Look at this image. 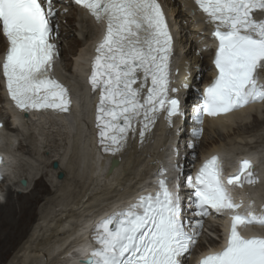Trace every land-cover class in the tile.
Wrapping results in <instances>:
<instances>
[{
	"label": "snow or ice",
	"instance_id": "obj_1",
	"mask_svg": "<svg viewBox=\"0 0 264 264\" xmlns=\"http://www.w3.org/2000/svg\"><path fill=\"white\" fill-rule=\"evenodd\" d=\"M105 24L97 45L89 84L99 92L95 128L102 154L121 153L130 138L143 142L159 115L171 128L183 115L172 87L173 36L157 0H72ZM218 41L214 81L203 94L195 121L264 102V0H194ZM259 16V18H257ZM55 0H0V35L7 42L2 73L6 89L21 113L59 115L71 111L68 89L53 77L59 53ZM187 87V85H185ZM200 130H193L198 138ZM188 147H192L191 144ZM3 161L0 160V166ZM157 191L141 194L127 208L99 220L90 237L86 264H183L195 244L203 219L229 214L225 246L200 264H264V237H246L241 229L264 227V214L233 201L225 187L221 162L213 156L188 179L191 220L183 215L179 186L170 189L161 170ZM254 185L252 166L242 161L227 178L231 187Z\"/></svg>",
	"mask_w": 264,
	"mask_h": 264
},
{
	"label": "bare ground",
	"instance_id": "obj_2",
	"mask_svg": "<svg viewBox=\"0 0 264 264\" xmlns=\"http://www.w3.org/2000/svg\"><path fill=\"white\" fill-rule=\"evenodd\" d=\"M59 1L55 0V3L57 4ZM166 1L170 8L177 4L182 6L180 10H177V26L175 24L177 32L175 58L180 62V66H178L179 76L184 81L183 78L187 75L186 78L190 82L192 80L193 84H188L186 87L185 93L188 95L183 100L182 115V118L186 115L185 124L191 130L192 127H195L194 115L191 114V117H188L187 112L191 111L190 108H192V111L195 109L196 100H194V97L198 95L196 90L200 89L195 85L198 84L197 81L200 79L199 75L202 71H205L202 76V84L211 82L212 76L210 73L213 54H211V59L207 63L204 57L209 55L208 53L212 48L213 39L210 32L213 25L206 21L204 15L198 11L191 0ZM55 8L57 11L56 22L59 24L57 45L61 44L60 42H64L69 51L67 52L72 53L74 47L78 44V39L82 41L75 54L69 58L70 64L62 65L63 58L61 54L64 51L62 52L59 49V62L56 64V72L58 77L70 84L75 92L81 93L83 62L90 46L98 41L102 31L98 24L84 17V13L78 9L71 7L67 9L63 2L57 4ZM66 9L67 15L62 14L61 12H66ZM191 11L193 12L191 13ZM172 12L173 10L170 11V14ZM72 19L74 20L73 30L67 25L68 20ZM69 36L72 38H69ZM75 37H78V39L76 40ZM185 44L189 45L190 48L183 54L180 48ZM5 49V43L0 35V54H3ZM190 54L193 57V66L189 61L188 56ZM260 83H264V75ZM1 89L0 82V104L6 101V96ZM84 95V99L81 100L82 102L79 101V104L88 102V94ZM261 104L263 102L252 103L248 108L240 112L204 121L203 129L207 128L213 131L215 136L218 137L219 143L216 145L214 141H211V146L201 153V161L216 153L221 158L226 157V163L230 164L242 156L249 157L252 149L264 147L263 144L253 147L254 144L246 140L250 132L245 129L249 125L248 116L253 115L252 113L257 111ZM5 106L7 107L8 103ZM79 110L78 121L76 118L71 120L70 116L35 115L34 120L36 121H27L28 126L26 122L23 123L22 120L17 118V126L12 124L13 126L11 127L5 123V130L0 131V153L3 156L5 155L6 159L12 164L6 168L10 174L6 181L10 180L11 183L12 179L14 180L13 183L18 179H25V176L20 173L21 162L24 165L23 159L20 160L22 156L20 157V155L14 153V150H12L14 148L9 145L13 139L17 140L15 137L17 133L21 136H27L31 140L32 148L34 147L33 152L36 153H39L37 147L39 143L44 141V134H46L44 130L47 127L48 130L54 129L58 132L61 130L66 135L69 145H71V152L67 158L66 165L63 164L67 155L66 152L63 153V158L57 155L47 160L48 163L50 162V169L52 161H59L58 169L55 171L51 169L53 176L57 172H64L65 176L59 181H54L52 185L56 188V192L52 197L44 199V204L40 208L41 210L39 209L40 212L39 215L37 214V218L34 219V207L42 200L39 195L45 193L44 185L38 181L42 175L37 179L33 190L28 193H26L29 189L28 186L26 190L24 187L17 186L19 191L15 192V196L11 190L7 191V198L4 204H0V263L8 255L12 254L8 264H76L77 255H81L82 251L84 252L87 249V246L82 245L83 234L97 218L104 216L109 209L116 208L122 202L134 198L144 187L146 180L156 178L161 170L164 171L165 168H170V166L164 165L165 163H162V161L172 162V164L177 166V170L182 172L187 170L185 166L192 161L190 157L191 149L196 148L198 143L203 145L202 142L196 141L190 130L182 135L177 134V136L173 132H168L164 146L167 148L166 152L170 151L172 156L169 153L170 155L167 154L168 157L164 158L166 154L159 151L153 136L148 137L142 145H138L134 141L128 152L123 156L122 166L117 167L113 173L102 175V171L94 172V165L99 162V159L95 151L89 148V132L86 128L87 114L84 112L85 110L87 111V107L85 108L82 105ZM92 116L93 114L91 118ZM253 116L255 127L263 128L264 121L257 118L256 115ZM0 119L3 120V117L0 116ZM174 125L177 126L178 122L176 121L175 124L174 121ZM5 133L7 135L4 138ZM31 133H34V135L32 134L33 136H31ZM35 135L37 136L35 137ZM204 136L203 134L202 139ZM231 136L233 138L229 140ZM221 139H228L229 141L227 140V143L222 144ZM174 140L178 142L176 146ZM187 144H191L192 148L190 149ZM238 146H242L243 149L240 151L235 150ZM39 158L41 159V157ZM201 161L197 160L196 165ZM27 165L26 169L29 173L34 172L38 168L36 163L30 162V159H28ZM262 166L264 167V164ZM262 166V169L257 173L258 176H264V168ZM174 171L172 170V173ZM262 178L261 190L263 191L264 177ZM94 186L96 188L91 189ZM90 192L91 196H89ZM188 207L190 206L185 208ZM219 217L220 215H215L216 219H219ZM207 242L209 245L216 244L210 239ZM204 248V243L201 240L198 241L197 249L199 253ZM197 253L196 251L194 252L195 255Z\"/></svg>",
	"mask_w": 264,
	"mask_h": 264
},
{
	"label": "rangeland",
	"instance_id": "obj_3",
	"mask_svg": "<svg viewBox=\"0 0 264 264\" xmlns=\"http://www.w3.org/2000/svg\"><path fill=\"white\" fill-rule=\"evenodd\" d=\"M161 1H163L164 3L166 2L165 4H167L166 0H161ZM180 9L181 8H179L178 10H180ZM63 14L65 15V13H63ZM73 23H74L73 19L72 20H68V23H67L68 27L71 28L72 30H73ZM69 38H72V37L69 36ZM75 38H76V40L78 39V37H75ZM79 40L80 39H78V44L74 47V50H73L72 53H68L69 51H68L67 45L64 42L63 43L60 42L61 44H59V49L62 50V52L64 51V53L61 54L62 55L61 57L63 59H65V60L62 59V65L70 64L69 58H71L75 54L76 50L81 46V42L82 41L81 40L79 41ZM189 48H190L189 45L185 44L184 46H181L180 50L184 54L185 52H187L189 50ZM208 54H209L208 56L204 57L206 63L210 60L209 59L211 57L210 51H209ZM188 57H189L190 64L192 63V66H193V57L191 56V54ZM190 59H192V60H190ZM204 74H205V71H202V73L199 75L200 79H198V81H197L198 84L196 83L197 85H195V86L199 87V85L202 84L201 83L203 81L202 80V78H203L202 76ZM189 84L193 85L192 84V80H191V82L189 81ZM252 114L256 115L257 118H259L260 120L264 121V103L261 104L260 107L257 109V111H255ZM1 116L4 119V115H1ZM248 117H249L248 118L249 125H247V127L248 126L249 127L248 128L245 127V129H247V131L250 132V134L248 136V139H246V140H248L252 144H254L253 147H256L259 144H263L264 145V127L263 128L255 127V124L253 122L254 116L250 115ZM44 131H45L44 133H46V134H44L45 135L44 139L42 138L44 140V141H42V143L45 144L44 145L45 148L43 149L42 145L40 147V144H42V143H39L38 144L39 146L37 147V150L39 151V153L38 152L37 153L33 152L34 151V147L32 148V144L30 143L31 140H29L27 136H21L18 133L15 135L16 139L18 140V145L14 149H12V150H14V153L20 155V157L22 156L20 158V160L23 159L22 160L23 164L26 165V166L22 165V162L20 164L21 167H22L20 169L21 175L25 176V179H28L27 183H28L29 189H28L27 192L25 191L26 193H28L29 191L33 190L35 184L37 183V179L39 178L40 174H42V177L40 179H38V181L42 182V184L44 185L45 193H42V194L39 195L40 199H42V200H41V202L39 204H37L34 207V211H33L34 219L37 218V216L39 215V212H40L39 209L43 206L44 199L52 197L55 194V192H56V188H54L52 184H54V181H56L57 179L55 178V176H53L51 174V169H50V165H49L50 162L48 163L47 160H49V158H53V157L57 156L58 155L57 152H58V150H60L61 156L58 155L59 157H62L64 152H66V154H67L65 160L63 161V164L66 165L67 158L70 156V152H71V145H69L66 135L61 130L59 132L55 131L54 129L48 130V127H47L46 130H44ZM32 134L34 135V133H31L30 135L33 136ZM6 135L7 134L5 133L4 134V138H5ZM204 135L205 136H204L203 139L201 137L199 140H197V142H200V143L202 142L203 145H200L198 143L196 148H194V149L190 148L192 150V153H191V156H190L192 161L190 163L188 162L187 165L185 166L187 171H189V169L196 163V161L201 158V153L211 146L210 145L212 143L211 141H214V143L216 145H218V143H219L218 137L215 136V133L213 131H210L209 129L206 128L204 130ZM36 136L37 135H35V137ZM232 138H233L232 136L229 137V140L232 139ZM227 140L228 139H225V140L221 139L222 144L227 143L229 141V140L228 141ZM238 147H236L235 150L240 151V150L243 149L242 146H238ZM52 150H54L53 154H52ZM25 151H27V152H25ZM24 157H27V158H24ZM39 157H41V159ZM28 159H30V162L36 163V167H38L37 169L35 168L36 170L34 172L29 173V171L26 169L27 166H28L27 165ZM45 174H46V176H45ZM63 175L65 176V173ZM57 181H59V180H57ZM8 183H9V181L5 180V184L4 185H0V193L2 194V195L0 194V198L2 197L5 200L7 198V191L8 190H11L12 192H14V196H15V192L19 191L17 186H20V185H18L16 183H13V182H12L13 186L12 185L10 186ZM95 186H97V185H95ZM95 186H94V188L91 187V189H95L96 188ZM25 190H26V188H25ZM262 194H264V192ZM89 196H91V192L89 193ZM0 204H4V203H0ZM207 232H208V234H211L212 237L216 236L215 232H213L212 230L211 231L207 230ZM202 234L205 237L208 236V234L203 233V231H202ZM205 241L207 242L208 240L206 238H204V239L202 238L201 239L202 243H204ZM11 257H12V254L8 255L7 258H5L0 264H8V262L11 259Z\"/></svg>",
	"mask_w": 264,
	"mask_h": 264
},
{
	"label": "water",
	"instance_id": "obj_4",
	"mask_svg": "<svg viewBox=\"0 0 264 264\" xmlns=\"http://www.w3.org/2000/svg\"><path fill=\"white\" fill-rule=\"evenodd\" d=\"M52 166H53L54 169H57V167H58L55 163H54ZM62 178H63L62 173H58V174H57V179H58V180H61ZM21 185H22V186H25V181H21Z\"/></svg>",
	"mask_w": 264,
	"mask_h": 264
}]
</instances>
